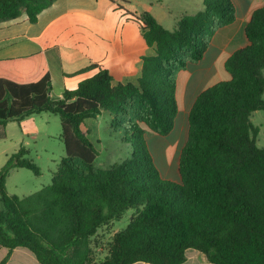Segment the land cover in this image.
<instances>
[{
    "label": "trees",
    "instance_id": "16d2710c",
    "mask_svg": "<svg viewBox=\"0 0 264 264\" xmlns=\"http://www.w3.org/2000/svg\"><path fill=\"white\" fill-rule=\"evenodd\" d=\"M55 1L0 0V23L27 15L34 24ZM203 6L173 31L150 13L119 8L153 49L134 83L115 84L101 68L54 101L48 75L28 84L0 67V127L58 116L66 150L52 184L26 197L6 186L14 169L41 175L26 148L0 170V248L8 250L0 264L18 248L40 264H184L188 250L211 264H264V148L251 122L254 112L264 111V6L245 28L248 46L226 62L231 80L202 92L189 114L179 182L162 179L147 146L148 131L167 136L174 128L179 73L203 59L216 31L236 21L231 0H204ZM104 113L130 149L99 169L103 145L88 122ZM130 211L129 224L99 260V231Z\"/></svg>",
    "mask_w": 264,
    "mask_h": 264
},
{
    "label": "crops",
    "instance_id": "0c3cea01",
    "mask_svg": "<svg viewBox=\"0 0 264 264\" xmlns=\"http://www.w3.org/2000/svg\"><path fill=\"white\" fill-rule=\"evenodd\" d=\"M231 1L236 21L216 31L203 59L179 73L176 92L178 114L174 130L167 136L156 135L152 142L163 144L183 119L189 122V114L202 92L231 80L226 62L233 53L248 46L245 28L253 12L264 6V0ZM203 2L56 0L38 16L34 24L27 15L0 23V67L21 75L28 84L36 83L48 75L52 82L50 97L54 101L61 100L66 90H76L81 82L95 76L101 68L110 73L115 84L134 83L143 67V57L152 55L153 49L144 39L140 26L129 20L119 8L136 15L150 13L165 29L173 31L184 15H195L202 11ZM191 5L195 6L193 13L187 11ZM221 69L224 76L220 77ZM181 80L182 107L178 101ZM35 121L34 116L23 121L20 126L26 131H34L28 130V125ZM187 141L186 138L182 148ZM150 154L154 159L152 151ZM158 171L161 172L160 168ZM160 175L168 181L181 180L180 172L178 176L165 177L162 172ZM19 249L22 248L14 250L7 264H40L33 253H17ZM187 263L188 260L184 264ZM201 264H205L204 258Z\"/></svg>",
    "mask_w": 264,
    "mask_h": 264
},
{
    "label": "rangeland",
    "instance_id": "374dc122",
    "mask_svg": "<svg viewBox=\"0 0 264 264\" xmlns=\"http://www.w3.org/2000/svg\"><path fill=\"white\" fill-rule=\"evenodd\" d=\"M185 1L188 2V0ZM193 6L191 5V9L187 11L193 13L192 11L195 8ZM220 72V77L224 76L222 69ZM182 87L183 81L181 80L178 93L180 107H182ZM35 120L34 123H29L28 125V130L34 131H26L15 122L9 123L6 128L0 127V170L7 163L8 159L20 150L21 146H24L28 151L26 158L32 160L41 170L40 176L35 175L27 169L12 170L6 184L8 192L11 195L26 197L51 185L55 173L59 169L62 160L66 157L65 145L61 136L62 127L60 117L44 113L35 116ZM251 122L255 128L259 129L256 138L257 145L260 148H264V111L254 112L251 116ZM88 123L90 127L94 125V129L97 127L95 130L98 131L103 145L102 152L95 162L96 168L104 169L109 163L118 162L127 155L130 148L124 143L123 131L117 129V126L113 123V117L109 113H104L97 121L91 120ZM189 128V122L186 118L183 119L172 136L161 145L157 142H152L157 134L150 131L147 132V140L149 141L148 150L150 153L152 151L154 164L160 168L163 176H178L181 155L184 149L182 147L186 142V138L188 139L189 137ZM178 142V146L168 148L171 145H176ZM2 209L3 204L0 201V211ZM131 214V211L128 212L121 221L115 222L99 231L96 241L97 244H95V251L99 260H103L106 257L108 253L107 245L113 235L127 227ZM19 252L30 251L19 249L17 253ZM7 253L8 250L4 248L0 251V262ZM203 258L205 264H211L198 251H187V264H201V259ZM13 264H16V262Z\"/></svg>",
    "mask_w": 264,
    "mask_h": 264
}]
</instances>
